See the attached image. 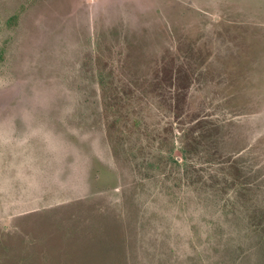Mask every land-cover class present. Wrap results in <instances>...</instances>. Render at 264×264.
Listing matches in <instances>:
<instances>
[{
  "label": "rangeland",
  "instance_id": "obj_1",
  "mask_svg": "<svg viewBox=\"0 0 264 264\" xmlns=\"http://www.w3.org/2000/svg\"><path fill=\"white\" fill-rule=\"evenodd\" d=\"M0 264H264V0H0Z\"/></svg>",
  "mask_w": 264,
  "mask_h": 264
},
{
  "label": "trees",
  "instance_id": "obj_2",
  "mask_svg": "<svg viewBox=\"0 0 264 264\" xmlns=\"http://www.w3.org/2000/svg\"><path fill=\"white\" fill-rule=\"evenodd\" d=\"M180 73H181V71L179 72L178 78L183 80V78L185 77V74L183 73V75H182ZM110 94H111V96H113L112 98L109 97ZM177 97H180V99L183 98L182 92L181 93L178 92ZM103 98L105 100H110L108 103L114 102L115 104H118V102H119V100L117 99L118 96H117L116 92H112L110 89H104L103 90ZM201 124L202 123H198V124L194 123L191 126H189V128L183 129V136H184V148L183 149H184L185 153L187 155H189V157H192L193 153L196 150H198L199 147H202V145H203L202 136L204 134L200 131H195V129L199 128V126ZM200 127H203V125ZM176 160L178 161V159H176ZM187 162L190 163L188 160H187Z\"/></svg>",
  "mask_w": 264,
  "mask_h": 264
}]
</instances>
